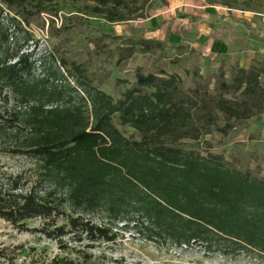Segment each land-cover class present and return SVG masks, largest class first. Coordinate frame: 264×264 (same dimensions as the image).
<instances>
[{"label": "trees", "instance_id": "obj_1", "mask_svg": "<svg viewBox=\"0 0 264 264\" xmlns=\"http://www.w3.org/2000/svg\"><path fill=\"white\" fill-rule=\"evenodd\" d=\"M46 1L0 0V152L27 163L19 171L0 169V219L21 231L40 220L35 232L58 240L62 249L76 244L85 249L76 251L75 259L28 264H99L89 250L101 241L114 242L120 225L163 245L201 242L210 251L263 259L264 177L222 155L178 144L199 141L211 126L227 137L233 122L260 118L264 108L254 113L214 99L224 115L220 125L207 105L211 99L203 101L199 90L187 92L177 74L146 75L138 69L135 86L115 100L94 87L75 62L60 59L38 73V61L23 51L21 40L22 34L30 40L23 24L30 25L34 11L46 13ZM88 1L93 5L85 11L94 16L110 23L127 20L130 0ZM245 2L254 10L264 5V0ZM223 4L233 8L231 1ZM142 43L144 52L166 46ZM261 74L264 68L239 67L234 86L255 94ZM116 117L141 138L126 137ZM19 249L0 248V264H17Z\"/></svg>", "mask_w": 264, "mask_h": 264}, {"label": "rangeland", "instance_id": "obj_2", "mask_svg": "<svg viewBox=\"0 0 264 264\" xmlns=\"http://www.w3.org/2000/svg\"><path fill=\"white\" fill-rule=\"evenodd\" d=\"M224 1H231L233 8L225 7ZM89 5L93 3L88 0H48L44 4L46 13L34 11L30 25L23 24L30 40L25 42L22 34L21 45L32 60L38 61V73L58 65L60 59L75 62L85 68L94 87L115 100L135 86L138 69L146 75H159L161 71L177 74L187 92L199 90L203 101L205 97L211 99L207 105L220 118V125L224 115L214 108V99L239 103L254 113L264 108V74L255 94L235 88L233 80L239 67L264 68V22L263 27L260 23V19L264 21V5L254 10L245 0H130L127 20L120 23L90 14L85 11ZM222 17L223 21L217 23L216 19ZM143 41L166 46L158 50L153 45L151 52H144ZM223 83L230 88H224ZM0 106L4 102L0 101ZM114 122L126 137L141 138L134 129L120 125L118 117ZM233 123L235 127L227 137L211 126L199 141L182 139L178 145L222 155L239 168L264 177V114ZM24 166L26 160L0 152V169L11 172ZM91 219L102 221L97 215ZM40 226L41 221L34 220L28 222L29 231H21L0 219V248L21 247L17 264L39 258L75 259L76 251L85 249L80 244L67 250L60 248L58 240L34 231ZM93 247L89 251L99 264H264V258L210 251L201 242L179 248L147 241L145 234L133 226L125 229L120 225L114 242L101 241Z\"/></svg>", "mask_w": 264, "mask_h": 264}, {"label": "crops", "instance_id": "obj_3", "mask_svg": "<svg viewBox=\"0 0 264 264\" xmlns=\"http://www.w3.org/2000/svg\"><path fill=\"white\" fill-rule=\"evenodd\" d=\"M264 16V15H263ZM263 19H260V23H261V26L263 27ZM249 23V22H248ZM260 30V32H261V29H259ZM243 67V66H242Z\"/></svg>", "mask_w": 264, "mask_h": 264}]
</instances>
